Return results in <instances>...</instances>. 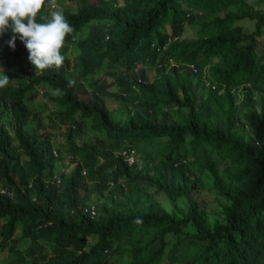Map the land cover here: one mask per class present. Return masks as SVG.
I'll list each match as a JSON object with an SVG mask.
<instances>
[{
    "label": "trees",
    "instance_id": "16d2710c",
    "mask_svg": "<svg viewBox=\"0 0 264 264\" xmlns=\"http://www.w3.org/2000/svg\"><path fill=\"white\" fill-rule=\"evenodd\" d=\"M77 1L62 6L73 32L60 50L74 43L77 53L58 70L35 72L19 34L9 28L0 35V61L17 79L0 89V248L12 255L4 264H160L163 256L181 264H264V148L243 137L235 114L240 92L249 122L264 135V52L257 40L264 8L245 0ZM49 4L38 22H49ZM245 17L254 20L250 31L235 23ZM184 22L198 25L195 37L179 38ZM169 57L176 65L167 64ZM103 62L119 83L112 93L125 108L122 119L104 103L111 91L102 79L83 85ZM65 64L81 79L65 73ZM38 88L54 103L46 122L38 112L46 104L26 101ZM58 123L74 161L68 171L60 169L64 145L54 144L56 154L50 149L48 129ZM87 124L99 135L77 142L75 131ZM124 144L145 160L127 164L113 151ZM201 146L216 156L187 158V150ZM206 169L224 199L223 218L210 226L193 196ZM122 174L136 186L123 188ZM93 194L98 214L90 217L84 206ZM19 222L29 240L23 249L16 246L21 235L12 236ZM45 242L62 252L41 259Z\"/></svg>",
    "mask_w": 264,
    "mask_h": 264
},
{
    "label": "rangeland",
    "instance_id": "374dc122",
    "mask_svg": "<svg viewBox=\"0 0 264 264\" xmlns=\"http://www.w3.org/2000/svg\"><path fill=\"white\" fill-rule=\"evenodd\" d=\"M90 1H95V0H90ZM248 4H251L254 7H257L259 9H263L264 8V2H260L257 3L256 0H245ZM61 5H57L55 8L53 7H49V17L51 19V14L54 11H61L62 6H70V7H75L78 4L77 0H64L62 3H60ZM224 10H221L220 13H223ZM235 23L240 25L242 30L244 31H250L253 29L254 27V20L253 19H249V18H239L235 20ZM165 24V29L169 30V26L168 24H166V22H164ZM197 28L198 25H194V24H190L188 22H184L183 23V28L179 34V38H185V39H190L196 36L197 34ZM89 29V25L86 24L82 31L83 33L88 31ZM257 40L259 43V46L261 48V52H264V32L262 34L257 35ZM77 46L74 43H71L69 45H67V48L65 49L64 53L62 54L65 58H67L69 60V63L72 61V58L74 57V55L77 53ZM65 63V61H64ZM142 65V62L137 61L136 65H134V68L137 69L139 66ZM259 66H263L262 63H258ZM155 65L151 64L146 73L147 75H150L153 73L155 67ZM107 68V66H105V63L103 62L100 67H98L93 73H86L83 77V85L84 86H89V81L95 78H99L100 80L102 79V81L105 83L106 85V90L111 91V94H104L102 95V98L104 100V103L106 104V106L111 110L113 116L115 117V119H122L123 117V112H125V108H123L122 103L119 101V98H116V96H114V94L112 92L116 91L118 89V82L116 81V79L114 78V76L112 74H108L105 73V69ZM122 70V67H118L117 71ZM0 71H2L3 75H6L9 79L10 82L16 83L17 79L16 77L12 74V71L10 68H8L3 61H0ZM71 72L72 76L77 78L78 76L72 72V67L70 65H66L65 64V73L67 72ZM204 73H202V76L204 77V74H206L208 72L207 67L203 70ZM77 79H81L80 77H78ZM45 88H38L37 92L34 93L33 95H29L26 98L27 103L34 107H41L42 105L46 104V106L42 109H39V115L43 118L44 122H46L47 118V112L49 110V114H51V109L54 108V103L51 99H49V97L44 93ZM79 96H83L86 97L87 94L84 93H79ZM242 95L239 92L238 98H237V102H236V109H235V114L240 118V121L244 122V131H243V137H252L255 138L257 140L256 144L262 148H264V135L259 132L253 124H251L249 122V119L247 117V113L245 111V109L242 106ZM257 101V100H256ZM48 109V110H47ZM62 126L60 123H58L55 126H50L48 129V133H49V140L50 142L53 144L52 146H54V144L59 147H62V145H64L63 149H62V158H61V167L60 169L62 170H66L68 171L72 165H73V161H70L69 158L67 157L68 155V151L65 148V138L64 135L59 133V130L62 129ZM47 131V129H46ZM242 135V133H240ZM99 133L95 130H92L89 125H85L83 127H79L74 134V139L79 142L82 139H90V140H94V138L96 136H98ZM116 150V147H115ZM186 156L189 159H193L194 161H201L209 156H216L214 151H207V149H204V147L201 146V148H197L193 151L187 150L186 152ZM24 156L21 157L22 162L24 163ZM133 156H131L129 159H132ZM136 159H139V161L141 160V162L143 160H145L143 152L137 150V155H136ZM219 165H222V162H219ZM200 177L202 179L203 185L201 186L200 189H198V191L193 192V196L196 197L197 199L201 200V202L204 205V209H205V214H206V220H207V225H211L213 220L215 218H219L222 219L223 218V214L220 211V207L224 201V199L222 198V196H220L219 194H217L215 188L212 186V179H211V175L210 172L206 169L203 170L200 173ZM120 183L122 184L123 188H133L136 186V182L133 178L119 175L118 176ZM149 192H150V196H152V194L154 192H152V188H149ZM157 198L161 199L162 203L165 206L169 205V201L166 198V196L164 194H162L161 192H159L158 194H155ZM96 199V198H95ZM102 198H99V200H101ZM86 201H94V194L92 196H90ZM19 225V223H16V226ZM22 234V231L18 230L17 232L15 231L14 236L18 235V234ZM28 243V238L27 237H20V239L17 241V247L19 249H23ZM63 247L60 246H56L54 244H52L51 242H45L44 245V251L40 254V258L41 259H45L48 258L49 256H54L56 253L58 252H62ZM6 256H10V254L8 252L5 251V249H1L0 250V264H3L5 261V257ZM113 258L116 256L115 252L112 253ZM110 258H112L110 256ZM110 260V259H109ZM160 264H181L180 261H175V262H171L168 260H166L165 256L162 257L161 259V263Z\"/></svg>",
    "mask_w": 264,
    "mask_h": 264
},
{
    "label": "clouds",
    "instance_id": "9594fccd",
    "mask_svg": "<svg viewBox=\"0 0 264 264\" xmlns=\"http://www.w3.org/2000/svg\"><path fill=\"white\" fill-rule=\"evenodd\" d=\"M49 3V7L55 8L57 6L55 0H49ZM44 4L45 0H0V35L9 28L13 34H19L20 40L24 43L25 48L28 51V61L34 66L35 72L39 73H43L45 70L52 68L58 70L63 66L65 57L61 54L60 50L64 47L66 36L73 32L72 26L67 21L62 11L52 12L51 19L47 23L38 22L37 17ZM15 39L16 36L13 35L8 41V46L12 49L15 47ZM169 58L171 59V62L167 59V64L176 65V61L171 57ZM187 65L189 66V63ZM27 68L33 69L32 67ZM9 81L10 79L0 71V89L6 87ZM72 83V81H69V87L72 86ZM206 83L207 82H205V84ZM50 149L53 154L57 153L55 146H51ZM113 151L120 155L127 164L132 163L136 159V148L128 146V144L116 147V150L114 147ZM131 156H133V158L129 159ZM67 157L69 158V154ZM81 171L84 173L83 169ZM53 180L59 182L60 178L57 175H53ZM109 182L111 183L112 180ZM84 209L88 212L90 217H95L98 214L93 201H86ZM18 230L22 231L20 222L12 233L13 237L17 236H14V233ZM18 235H21L20 237H27L24 236L23 233L21 234V232ZM89 240L90 243L92 239ZM2 249H5V251L10 254V256L5 257L4 261L12 257L8 248L5 247ZM112 253L113 252H110L107 256L109 263H111L113 259ZM110 256L112 258H110Z\"/></svg>",
    "mask_w": 264,
    "mask_h": 264
},
{
    "label": "built area",
    "instance_id": "2783aa9c",
    "mask_svg": "<svg viewBox=\"0 0 264 264\" xmlns=\"http://www.w3.org/2000/svg\"><path fill=\"white\" fill-rule=\"evenodd\" d=\"M169 60H170V62H171V59L170 58H168ZM189 66L190 67H192L193 68V66H192V64L191 63H189ZM124 152V151H123ZM130 158V157H129Z\"/></svg>",
    "mask_w": 264,
    "mask_h": 264
}]
</instances>
